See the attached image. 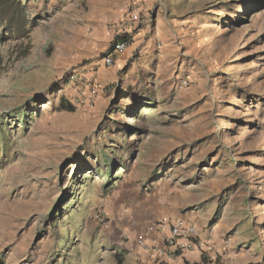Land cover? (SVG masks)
Returning <instances> with one entry per match:
<instances>
[{
  "label": "rangeland",
  "instance_id": "rangeland-1",
  "mask_svg": "<svg viewBox=\"0 0 264 264\" xmlns=\"http://www.w3.org/2000/svg\"><path fill=\"white\" fill-rule=\"evenodd\" d=\"M262 193L264 0H0V264H185Z\"/></svg>",
  "mask_w": 264,
  "mask_h": 264
},
{
  "label": "crops",
  "instance_id": "crops-1",
  "mask_svg": "<svg viewBox=\"0 0 264 264\" xmlns=\"http://www.w3.org/2000/svg\"><path fill=\"white\" fill-rule=\"evenodd\" d=\"M132 50L129 47L121 53L115 67H120ZM258 196L261 198L244 199L231 214H224L213 225L210 234L201 231L202 240L190 251L179 253L178 258H184L185 264H204L206 258H211L213 264H264V193ZM168 234L164 229L158 239Z\"/></svg>",
  "mask_w": 264,
  "mask_h": 264
},
{
  "label": "built area",
  "instance_id": "built-area-1",
  "mask_svg": "<svg viewBox=\"0 0 264 264\" xmlns=\"http://www.w3.org/2000/svg\"><path fill=\"white\" fill-rule=\"evenodd\" d=\"M141 22V8L137 3H133L126 17L120 23L116 41L103 59L105 66L112 67L115 65L117 57L130 46L132 30H135ZM90 85H94L93 80ZM199 238V230L194 224L177 219L171 223L169 234L164 238V245L169 252L184 253L190 251L196 245V241Z\"/></svg>",
  "mask_w": 264,
  "mask_h": 264
},
{
  "label": "trees",
  "instance_id": "trees-1",
  "mask_svg": "<svg viewBox=\"0 0 264 264\" xmlns=\"http://www.w3.org/2000/svg\"><path fill=\"white\" fill-rule=\"evenodd\" d=\"M59 110L61 112H69V113H73L75 112V107L69 103H66L65 101H61ZM215 223H212V225H214ZM121 256L116 254V258H119L118 262L120 264H122V259L120 258Z\"/></svg>",
  "mask_w": 264,
  "mask_h": 264
}]
</instances>
